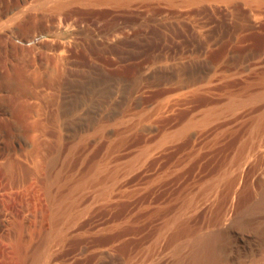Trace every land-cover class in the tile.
<instances>
[{
  "label": "rangeland",
  "instance_id": "374dc122",
  "mask_svg": "<svg viewBox=\"0 0 264 264\" xmlns=\"http://www.w3.org/2000/svg\"><path fill=\"white\" fill-rule=\"evenodd\" d=\"M263 64L264 0H0V264H264Z\"/></svg>",
  "mask_w": 264,
  "mask_h": 264
},
{
  "label": "bare ground",
  "instance_id": "6f19581e",
  "mask_svg": "<svg viewBox=\"0 0 264 264\" xmlns=\"http://www.w3.org/2000/svg\"><path fill=\"white\" fill-rule=\"evenodd\" d=\"M229 178L230 177L227 179L229 180ZM254 208H264V196L259 200ZM219 239V232L199 233L197 236H192V238H189V240L182 243V250L180 249L179 255L177 254L176 256L179 259V264H213L217 256ZM177 261L178 260H176V263Z\"/></svg>",
  "mask_w": 264,
  "mask_h": 264
}]
</instances>
